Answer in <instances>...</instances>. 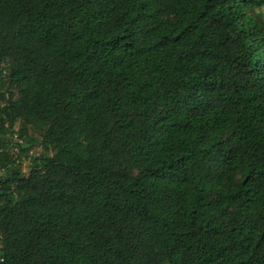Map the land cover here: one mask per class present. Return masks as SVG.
<instances>
[{
	"label": "trees",
	"instance_id": "1",
	"mask_svg": "<svg viewBox=\"0 0 264 264\" xmlns=\"http://www.w3.org/2000/svg\"><path fill=\"white\" fill-rule=\"evenodd\" d=\"M261 7L0 0V264H264Z\"/></svg>",
	"mask_w": 264,
	"mask_h": 264
},
{
	"label": "rangeland",
	"instance_id": "2",
	"mask_svg": "<svg viewBox=\"0 0 264 264\" xmlns=\"http://www.w3.org/2000/svg\"><path fill=\"white\" fill-rule=\"evenodd\" d=\"M259 11H261L262 13H263V15H264V7H261L260 9H259ZM43 150H42V148H39L38 150H37V152H35V154L37 155V154H40L41 152H42ZM29 163H30V161L29 160H26L25 162H24V171L25 172H27L28 170H29Z\"/></svg>",
	"mask_w": 264,
	"mask_h": 264
}]
</instances>
